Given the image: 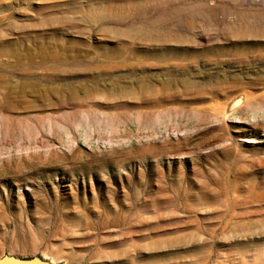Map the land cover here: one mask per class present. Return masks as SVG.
I'll return each instance as SVG.
<instances>
[{"label": "rangeland", "instance_id": "obj_1", "mask_svg": "<svg viewBox=\"0 0 264 264\" xmlns=\"http://www.w3.org/2000/svg\"><path fill=\"white\" fill-rule=\"evenodd\" d=\"M264 264V0H0V256Z\"/></svg>", "mask_w": 264, "mask_h": 264}, {"label": "water", "instance_id": "obj_2", "mask_svg": "<svg viewBox=\"0 0 264 264\" xmlns=\"http://www.w3.org/2000/svg\"><path fill=\"white\" fill-rule=\"evenodd\" d=\"M0 264H54L50 263L41 257L30 256V257H17L14 255H1Z\"/></svg>", "mask_w": 264, "mask_h": 264}]
</instances>
